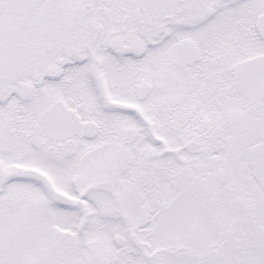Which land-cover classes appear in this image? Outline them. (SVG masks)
Masks as SVG:
<instances>
[{
	"label": "snow or ice",
	"instance_id": "1",
	"mask_svg": "<svg viewBox=\"0 0 264 264\" xmlns=\"http://www.w3.org/2000/svg\"><path fill=\"white\" fill-rule=\"evenodd\" d=\"M0 264H264V0H0Z\"/></svg>",
	"mask_w": 264,
	"mask_h": 264
}]
</instances>
